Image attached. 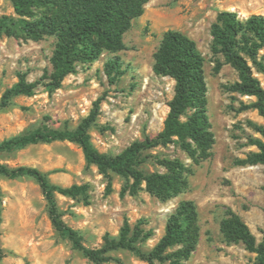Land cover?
Listing matches in <instances>:
<instances>
[{"label": "rangeland", "instance_id": "rangeland-1", "mask_svg": "<svg viewBox=\"0 0 264 264\" xmlns=\"http://www.w3.org/2000/svg\"><path fill=\"white\" fill-rule=\"evenodd\" d=\"M224 11L236 12L240 19L264 16V0H148L143 15L133 21L124 35L125 50L105 52L92 64L78 66L76 73L68 75L52 94L39 86L31 96L13 97L7 108L0 110L2 141L43 126L75 129L88 116L93 103L101 99L90 138L100 153L115 156L133 142L154 137L163 129L175 84L169 77L153 73V56L163 34L167 30L179 31L196 43L205 60L208 116L215 140L211 155L195 165L173 145L150 151L160 157L179 158L190 166L188 187L176 198L161 202L144 190L136 195L127 191L121 195L126 180L115 174L104 177L94 165L86 163L81 149L70 142L32 145L0 154L1 165L38 168L51 184L63 188L88 185L86 198L56 195L63 221L80 233L86 247L99 249L107 239L117 238L127 221L130 237L136 229L142 231L136 245L148 252L163 236L167 218L179 203L192 201L200 231L187 264L254 263L255 254L241 243H226L220 233L227 209L242 219L257 243L264 232V165H234L236 159L256 151L254 147L240 146L247 135L259 137L246 121L264 126V119L254 110H234L241 102L250 103L255 98L227 90L238 81V74L227 64L216 72V62L224 63V59L213 56L210 49L211 26ZM1 16H14L8 0H0ZM53 47V38L39 42L0 38V98L19 75L35 82L45 70H50ZM259 55L264 57V48ZM114 57L119 58L124 73L110 84L104 65ZM252 73L264 89V75L254 68ZM140 168L145 173L162 172L151 161ZM0 190V264H93L54 230L41 190L32 178L0 176ZM146 233L151 235L143 239ZM110 256L123 264H147L128 250H115Z\"/></svg>", "mask_w": 264, "mask_h": 264}, {"label": "trees", "instance_id": "trees-1", "mask_svg": "<svg viewBox=\"0 0 264 264\" xmlns=\"http://www.w3.org/2000/svg\"><path fill=\"white\" fill-rule=\"evenodd\" d=\"M8 1L14 16L0 17V38L34 42L53 38L54 47L49 59L51 69L45 70L35 82H28L24 75H19L18 81L1 96L0 110L7 108L13 97L31 96L39 86L52 94L68 75L76 73L78 66L92 64L105 52L114 54L125 50L124 35L133 21L143 15L148 3V0ZM210 35L213 56L224 59V63L216 62L215 71L227 64L238 74V81L227 90L255 98L250 103L241 102L234 110L237 113L254 110L264 119V89L252 73L254 68L264 75V57L259 55L264 48V16L251 15L240 19L236 12H221L211 26ZM153 59V73L169 77L175 83L173 97L167 103L168 113L163 129L156 136H146L143 141L133 142L115 156L100 153L93 146L89 133L99 115L101 99H98L88 116L75 129L36 128L0 141V154L32 145L66 141L77 145L86 163L94 165L104 177L115 174L124 178L127 184L121 195L126 191L136 195L144 190L161 202L176 198L188 187L187 177L192 172L190 166L179 158L160 157L150 151L173 145L195 165L210 157L215 140L208 116L205 60L192 39L174 30H167L163 34ZM104 72L110 84L116 83L124 73L119 58L109 59L104 65ZM246 125L259 137L247 135L245 143L240 146L254 147L256 151L248 152L244 159H236L234 165H264V126L251 120L246 121ZM149 161L161 168L162 172L145 173L140 167ZM0 176L8 179L32 178L41 190L54 230L93 264L110 261L123 264L120 259L110 256L115 250L131 251L147 264H187L199 241L196 205L192 201H182L167 218L163 236L150 251L144 252L136 245L142 231L136 229L130 237L131 229L127 221L123 223L117 238L107 239L99 249H90L83 244L80 233L63 221L56 199V195L71 199L86 198L88 185L63 188L51 184L46 174L38 168L28 166L9 168L0 164ZM220 233L226 243H241L248 252L255 254L253 264H264V232L262 240L257 243L242 219L227 209L220 222ZM150 235L146 233L143 239Z\"/></svg>", "mask_w": 264, "mask_h": 264}]
</instances>
